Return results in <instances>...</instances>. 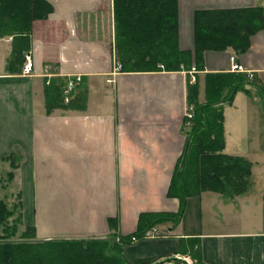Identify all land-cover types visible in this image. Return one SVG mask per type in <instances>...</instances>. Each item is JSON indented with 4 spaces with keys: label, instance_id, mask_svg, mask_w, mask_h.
<instances>
[{
    "label": "crops",
    "instance_id": "1",
    "mask_svg": "<svg viewBox=\"0 0 264 264\" xmlns=\"http://www.w3.org/2000/svg\"><path fill=\"white\" fill-rule=\"evenodd\" d=\"M176 3L177 51L190 59L176 60L175 70L162 60H119L113 0H40L31 39L36 75L8 68L11 37L0 38V200L17 205L35 240L119 239L148 228L143 213L179 211L168 188L189 140L188 85L198 83L203 103L207 75L224 73L242 81L216 105L221 153L251 163L248 186L230 197L212 190L188 197L176 225H157L167 235L129 241L122 255L128 264L170 256L194 264L182 252L193 242L204 264H264V0ZM195 10L237 14L246 47L207 50L195 64ZM233 62L243 71L231 70ZM45 73L81 75L65 101L77 106L47 112Z\"/></svg>",
    "mask_w": 264,
    "mask_h": 264
},
{
    "label": "trees",
    "instance_id": "2",
    "mask_svg": "<svg viewBox=\"0 0 264 264\" xmlns=\"http://www.w3.org/2000/svg\"><path fill=\"white\" fill-rule=\"evenodd\" d=\"M39 2L40 0H0V38L12 37L11 57L7 66L20 73L24 61L20 56L29 48L35 22L41 16ZM113 4L117 38L116 54L119 60L122 63L125 58L146 59L153 63L155 60H162L167 64V68L177 69L175 61L186 53L177 51L179 18L176 0H113ZM241 21L243 19L241 20L235 13L228 18L219 11L195 10L193 12L194 63L197 64L202 53L207 50H222L231 45L244 49L247 39L245 32L248 29L243 28ZM16 65L19 68H16ZM241 81L233 74L207 75L206 102L203 103L197 98L198 83L188 85L189 105L194 106L195 115L188 134L187 153L176 165L168 188L169 196L181 200V209L177 212L143 213L139 220L141 224L146 218L149 220L146 230L162 223H170L171 227L176 225L183 212L185 201L190 196H197L204 190H212L230 197L243 192L248 186L251 163L243 157L221 153L224 148L223 115L216 107L225 88L228 86L234 88L241 84ZM65 84L64 79L59 77H52L49 83L45 84L47 112L52 108L74 106L73 100L69 99L67 103L64 101ZM11 166L14 167L15 164L11 163ZM12 178L11 170L7 173L6 179ZM15 210L16 207L9 208L6 203L0 201V222L4 216L8 218ZM17 229L18 226L13 225L9 235L8 232L0 235V264H128L122 252H110L107 245L113 248L115 246L116 250L122 251L123 245L130 241L133 234L142 237L146 231L141 227V231L119 237L118 240L110 235L104 239H60L36 242L34 229L26 227L20 234L24 240L15 243L9 240V236L16 234ZM167 234V230L159 229L157 236ZM182 241L184 240H181V244ZM189 246L188 251L182 252L188 253L194 264H204L197 243L190 242Z\"/></svg>",
    "mask_w": 264,
    "mask_h": 264
},
{
    "label": "rangeland",
    "instance_id": "3",
    "mask_svg": "<svg viewBox=\"0 0 264 264\" xmlns=\"http://www.w3.org/2000/svg\"><path fill=\"white\" fill-rule=\"evenodd\" d=\"M11 37V36H9ZM122 41V40H121ZM127 46V45H126ZM128 47V46H127ZM11 48H12V37H11ZM130 48V47H128ZM132 50V48H130ZM174 49V47L172 48ZM130 52V50H129ZM11 57V54L9 56V58ZM21 59H23V64H22V67H25L27 65L28 62L31 63V67H30V70L27 72V73H24L22 72L21 74L25 75V76H32V75H36V72H35V67H34V59H33V56H32V52H31V41H30V46L29 48L26 50V51H23V54L20 56ZM189 57L187 56V53L182 56H180L177 60L184 66H186L188 64V61H189ZM118 69L116 70H119V66L117 67ZM40 75H43L44 77L48 78L45 82V84H48L49 81H50V78L52 77H55L54 74H40ZM74 77V80L76 79V77H80L81 78V75L80 74H73V75H68L66 77H63L64 78V81L67 83L69 82L72 78ZM66 85V84H65ZM79 85L77 84L75 86V88L68 94H65L64 93V89H63V95H64V101L68 100V98L72 96V94L75 92V90L77 89ZM65 87V86H64ZM77 105H74L72 107H75ZM188 115L192 116V117H189ZM195 115V109L189 107V102L186 104V107H185V122L187 123V126H190L191 124V121L193 119ZM188 143H189V140H188ZM188 143H187V146L185 147V153H184V156L185 154L187 153V149H188ZM245 159V158H244ZM247 160V159H246ZM248 161V160H247ZM6 180V179H5ZM205 191V190H204ZM203 192V191H202ZM0 201H3V200H0ZM5 203V201H3ZM186 202V201H185ZM16 207V210L15 211H12V215H10L8 218H6V216H4V218L1 220L0 222V235H2L4 232H8V235L10 234V229L13 227V225H15L16 227L18 226V229H17V233L14 234L13 236H9V240H11L12 242H19L18 240H24L23 237H21V233L24 231V229L26 227H24L22 225V221H21V216L19 215V212L17 211L18 210V207L17 205L13 206V208ZM20 216V217H19ZM18 220V221H17ZM15 222H17L15 224ZM153 227H157V226H153ZM29 228V227H28ZM134 235V234H133ZM120 239V238H119ZM34 241H39V240H35L34 238ZM118 245H122L121 243H117ZM107 249H109L110 252H113V251H116V252H122L123 251H119V250H116L115 246L114 248L111 246V245H107ZM121 254V253H120ZM189 264H191L189 261H188Z\"/></svg>",
    "mask_w": 264,
    "mask_h": 264
},
{
    "label": "built area",
    "instance_id": "4",
    "mask_svg": "<svg viewBox=\"0 0 264 264\" xmlns=\"http://www.w3.org/2000/svg\"><path fill=\"white\" fill-rule=\"evenodd\" d=\"M31 67V63L28 62L27 65L25 67H23V72L27 73L30 70ZM231 70H241L242 66H240L239 64H237L236 62H233L232 66H231ZM247 77L252 79L253 78V73L250 71H247ZM81 82V78L80 77H76V79L74 80V77L66 83L65 87H64V93L68 94L70 93L75 86L78 84H80ZM189 117H192L190 115H188ZM159 234V229L157 227H151L150 229L146 230L144 232V234H142V238H154L157 237V235ZM119 238V237H118ZM140 237L136 236V235H132L130 237V241H137ZM118 240V239H117Z\"/></svg>",
    "mask_w": 264,
    "mask_h": 264
},
{
    "label": "water",
    "instance_id": "5",
    "mask_svg": "<svg viewBox=\"0 0 264 264\" xmlns=\"http://www.w3.org/2000/svg\"><path fill=\"white\" fill-rule=\"evenodd\" d=\"M167 262H180L181 264H189L186 259L177 256H170L164 259L153 262L152 264H165Z\"/></svg>",
    "mask_w": 264,
    "mask_h": 264
},
{
    "label": "bare ground",
    "instance_id": "6",
    "mask_svg": "<svg viewBox=\"0 0 264 264\" xmlns=\"http://www.w3.org/2000/svg\"><path fill=\"white\" fill-rule=\"evenodd\" d=\"M22 72H23V68H22ZM189 107L193 108L194 109V106L193 105H189ZM184 259V258H183Z\"/></svg>",
    "mask_w": 264,
    "mask_h": 264
}]
</instances>
